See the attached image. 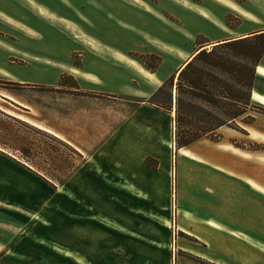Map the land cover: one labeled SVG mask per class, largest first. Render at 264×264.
<instances>
[{
	"label": "rangeland",
	"instance_id": "rangeland-1",
	"mask_svg": "<svg viewBox=\"0 0 264 264\" xmlns=\"http://www.w3.org/2000/svg\"><path fill=\"white\" fill-rule=\"evenodd\" d=\"M82 1L64 0L66 6L62 0H0V151L14 153L33 164L38 163L51 172L44 177L59 185L66 183L72 178L70 172L73 167L81 166L82 157L35 124H50L52 118L58 124L60 111L75 105L90 115L99 114L105 119L106 126L101 124L98 130L101 142L104 138L108 142L103 155L128 152L132 130L133 141H139L141 155L155 144L164 148L161 144H166V174L170 177L169 180L166 177V184L169 189L167 186L166 191L155 192L158 203L171 200L177 206L179 195L190 199L195 179L205 173L211 175V170L215 169L212 152L221 148L228 152L242 149L243 155L250 157V160L238 157L232 163L223 162L221 166L227 171L236 173L241 180L245 177L258 183L264 181V155L255 157L259 153L264 154V103L252 95L253 101L246 112L230 125L222 126L216 137L204 136L187 146L178 147L176 85L172 89L170 84L166 86L172 78L174 83L177 82L175 71L179 65L200 47L212 44L205 47L211 49L217 35L230 38L263 30L264 0H231L236 4L235 8L218 0H87L83 9L78 4ZM78 8L85 16L84 21L74 20L72 9L78 12ZM202 10L208 11L219 29L212 20L199 15ZM97 59L104 60V67L118 65L112 63L114 60H121L129 67L122 65L123 71L118 69L123 78H115L116 82L108 77L99 79L84 70L86 65L96 69L92 62ZM74 70H78L79 74ZM77 78L82 80L81 85H78ZM93 82H98V85ZM78 86L81 91L96 95L79 97L81 93L74 90ZM254 91L264 95L263 75L257 76L253 94ZM73 94L79 98L73 100ZM152 101L171 110L155 106ZM136 113H145L149 120H165L166 128L162 131L166 141L162 139L160 143L157 127L146 122L134 133L130 118ZM257 114H262V117L257 119ZM120 120L122 126H114V121L117 124ZM87 129L92 130L91 134L96 132L94 126H87ZM116 130V134L123 138L121 145L116 144L117 149L110 141V135ZM101 142L96 144L98 150L101 149ZM94 151L93 147L88 154ZM149 163L152 167H159L158 159L149 157ZM209 175L208 178H200L194 193L202 204L214 202L216 198L214 192L217 185ZM86 177L85 181V176L75 180L81 188L74 191L77 195L72 191L61 192L71 198L85 196L96 207L109 210L113 206L107 198L112 199L115 194L124 203V199L131 200L132 195L125 191L107 192L106 197L104 191L96 189L94 177ZM58 198L59 201L65 200L63 196ZM78 207L75 205L76 209ZM197 209L205 217L214 213L212 208L201 203ZM177 215L178 212L176 221ZM96 216L93 217L114 226L108 219ZM153 216L159 223L140 221V230L166 236L163 226L167 217ZM133 224H136V219ZM84 227L85 232L82 231ZM63 233L65 236V228ZM109 233L90 221L75 219L76 246L84 249L96 264H111L106 258L111 254L109 248L112 247V257H119L122 247L130 246L129 238L116 243ZM103 237H107L106 243ZM139 241L145 242L143 239ZM159 245L166 246V243ZM62 247L58 246V250L53 248L65 256L73 255L77 264H89L78 249L73 254ZM159 257H165L162 251Z\"/></svg>",
	"mask_w": 264,
	"mask_h": 264
},
{
	"label": "crops",
	"instance_id": "crops-1",
	"mask_svg": "<svg viewBox=\"0 0 264 264\" xmlns=\"http://www.w3.org/2000/svg\"><path fill=\"white\" fill-rule=\"evenodd\" d=\"M199 15L212 20L201 12ZM214 25L219 29L220 26L217 23ZM262 29L264 31V28ZM247 35L250 33L230 38ZM226 37L217 35L213 44L230 39ZM103 62V59H97L92 62L96 69L86 65L84 70L95 78L108 77L115 80L117 77L123 78V74L119 75L118 71V69L123 71L122 65L129 67L121 60L112 61L118 65L114 64L110 67L102 66ZM259 67L264 68V56L257 69L258 75L264 76V73L259 72ZM178 69L175 74L178 73ZM74 73L79 74V71L74 70ZM77 80L78 85H81L82 80L79 78ZM93 83L98 85V82ZM74 90L81 93L79 97L96 95L94 92L81 91L79 86L74 87ZM255 93L264 97L254 91L255 99H257ZM73 97V100L79 98H75L74 94ZM98 115H90L85 109L74 105L60 111V116L57 118L58 124L55 118L51 119L50 124H35L36 127L60 140L82 157L81 166L73 167V171L70 172L72 178H69L66 183L59 185L44 177L51 172L39 166L38 163L33 164L27 159L18 158L14 153L0 151V264H77L73 255L65 256L56 251L60 245L73 254L78 249L77 251L83 253L89 264H96L91 261L84 249L76 246L75 219L90 221L103 228L105 232L110 231L109 234L114 237L116 243L123 238L130 239V246L122 247L119 257H112V247L108 249L111 254H108L106 258L111 264H264V181L258 183L245 177L241 180L239 175L221 166L223 162L232 163L234 158L238 157L250 160L249 156L243 155L244 150L228 152L221 148L220 151L212 152V163L215 169L211 170V175L205 173L201 177L197 176L199 179H195L190 199L181 198L179 195L177 206L171 200L168 203H158L155 192L166 191L167 186L169 189V185L166 184V177L167 180L170 178L166 174V144H161L165 148L155 144L141 155L138 151L139 141H133L132 130L128 152L103 155L106 153L105 145L108 142L106 143V138L101 142L98 130L101 124L106 126V122ZM260 117L262 114L256 115L257 119ZM130 119H132L131 127L134 128V133L146 122L150 126L157 127L160 143L162 139L166 141L162 131L166 128L165 120L162 122L149 120L150 117H147L145 113H136L135 117ZM87 126H94L96 132L91 134L92 130H88ZM114 126L121 127V120L117 124L114 121ZM116 132L117 130L110 135V141L112 140L117 149L116 144L121 145L123 138ZM100 142L102 146L98 150L99 146L96 144ZM93 147L96 151L88 154ZM260 155L264 154L259 153L255 157ZM149 157L159 160L158 168L155 169L146 164V159ZM86 175L94 177L96 189L104 191L106 197L107 192L114 194L113 191H125L136 198L124 199L126 202L124 203L115 194L114 198H107L113 206V209L109 210L96 207V204L85 196L71 198L61 192L62 190L72 192L81 190L79 183L75 180L79 176H85L83 180L85 181ZM208 175L217 185V189L214 192L216 195L214 202L203 204L200 202L201 205L214 210L211 216L205 217L197 209L200 203L197 194L195 196L194 193L200 178H208ZM59 196L65 197L66 201H59ZM76 200L78 202H74ZM194 201L195 206H193ZM75 205L79 206L78 209ZM176 212H178L177 221ZM96 214V217L108 219L114 226L108 225L101 218L98 220L93 217ZM155 214L167 217L166 224L163 226L166 236H156L155 231L140 230L138 226L140 221L141 223H159L153 216ZM123 227L129 229L123 230ZM85 229L84 227L82 231L85 232ZM139 239L145 242H140ZM106 240L107 237H103L105 243ZM161 242L166 243V246L159 245ZM161 251L165 255L163 258L159 257Z\"/></svg>",
	"mask_w": 264,
	"mask_h": 264
},
{
	"label": "trees",
	"instance_id": "trees-1",
	"mask_svg": "<svg viewBox=\"0 0 264 264\" xmlns=\"http://www.w3.org/2000/svg\"><path fill=\"white\" fill-rule=\"evenodd\" d=\"M263 56V30L219 41L211 49L204 47L198 51L180 70L176 83L172 78L166 84L171 89L176 85L178 147L204 136L216 137L222 126L230 125L246 112L253 101L257 69ZM171 96L173 101V91ZM151 103L162 107L155 101ZM146 164L150 165L149 158Z\"/></svg>",
	"mask_w": 264,
	"mask_h": 264
},
{
	"label": "bare ground",
	"instance_id": "bare-ground-1",
	"mask_svg": "<svg viewBox=\"0 0 264 264\" xmlns=\"http://www.w3.org/2000/svg\"><path fill=\"white\" fill-rule=\"evenodd\" d=\"M219 2H221V3H223V4H225V5H227V6H232V7H234L235 8V6H236V4L235 3H233L231 0H218ZM201 12H203L207 17H210V15H209V13H208V11H206V10H202ZM212 44H210V45H207V46H211ZM207 46H205V47H207ZM202 48H204V47H202ZM202 48H199V50L198 51H200ZM197 51V52H198ZM197 52H195L193 55H191V56H189L186 60H185V62L183 63V65L178 69V73H177V75L179 74V72H180V70L196 55V53ZM259 72H261V73H264V68H262V67H259ZM255 97L258 99V100H260L261 102H263L264 103V97L263 96H260V95H258L257 93H255Z\"/></svg>",
	"mask_w": 264,
	"mask_h": 264
},
{
	"label": "flooded vegetation",
	"instance_id": "flooded-vegetation-1",
	"mask_svg": "<svg viewBox=\"0 0 264 264\" xmlns=\"http://www.w3.org/2000/svg\"><path fill=\"white\" fill-rule=\"evenodd\" d=\"M87 0H83L81 3H78L79 4V6H81L80 8H86V4H87V2H86ZM62 4H64V5H66L67 6V4L64 2V0H62ZM73 10V16H74V20H76V21H79V20H82V21H84L85 19L83 18V17H85L84 16V14H82L81 12H80V9L78 8V12H76V10L75 9H72ZM81 14H80V13ZM69 14V16L71 15L70 13H68ZM71 17V16H70ZM80 22V21H79Z\"/></svg>",
	"mask_w": 264,
	"mask_h": 264
}]
</instances>
